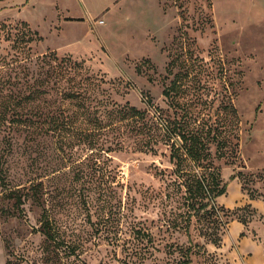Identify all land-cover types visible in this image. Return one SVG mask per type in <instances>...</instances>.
Instances as JSON below:
<instances>
[{
  "label": "rangeland",
  "instance_id": "374dc122",
  "mask_svg": "<svg viewBox=\"0 0 264 264\" xmlns=\"http://www.w3.org/2000/svg\"><path fill=\"white\" fill-rule=\"evenodd\" d=\"M48 52L99 80L101 128L52 82L37 85ZM122 106L143 119L108 125ZM181 117L213 132L232 120L223 155L204 138L226 183L221 225L186 205L184 171L200 168L175 169L162 129ZM262 195L264 0H0V264H177L187 247L188 264H236L242 238L259 264Z\"/></svg>",
  "mask_w": 264,
  "mask_h": 264
},
{
  "label": "trees",
  "instance_id": "16d2710c",
  "mask_svg": "<svg viewBox=\"0 0 264 264\" xmlns=\"http://www.w3.org/2000/svg\"><path fill=\"white\" fill-rule=\"evenodd\" d=\"M29 40V39H27ZM38 73L43 77L39 79L37 85L39 84H48L52 82L53 85H56L59 93L63 99L75 102L76 106L82 111H87L89 114H92L91 124L93 128L99 129L103 125L99 119L97 113L98 108L101 107L103 100H98L93 95L96 87L98 86L99 80L93 75H90L85 68H83L82 60H72L69 56L57 58L54 52H48L40 54L37 58ZM48 77V79H46ZM41 78V77H40ZM34 92H45V89L39 90L35 88L32 91ZM165 94L167 91H164ZM149 99H147L148 103ZM114 103H113V105ZM230 112L235 114L233 107H230ZM100 114V113H99ZM116 116H119L120 119L129 117L137 118L142 120L144 117V111H141L134 106H122L115 109H112L107 113V117L110 118L108 125L112 124L113 118L117 121ZM18 116H16L17 118ZM55 116L51 117L52 122L54 123ZM171 122V123H170ZM165 122L162 126L163 133L170 140V159L175 160V169H180L184 164L191 165L195 168H200V172L191 170L184 171L185 178L182 180L184 186V199L187 206L194 209V213L197 211L204 212L203 214H210L209 221L218 224H222L221 215H219V210L222 207L217 206L215 203V198L220 196L225 192L226 183H221L219 175L217 172L208 169V162L204 161L206 153L204 147V138L211 135L217 142V149L220 150V155H223L224 148L227 147L228 143V133L232 120L226 121L225 119L216 125V132L209 127H198L192 126V121H189L187 117H181L179 119H174L173 121ZM202 123V122H201ZM200 123V124H201ZM56 126V121L54 123ZM203 124V123H202ZM241 175L244 179V183L248 182L245 175L241 172L232 174L230 178L234 176ZM41 183H36L30 185V188H34L33 193L36 192L37 185ZM253 191L249 190L248 195L249 199H253ZM15 197V204L20 205L21 199L18 195L13 194ZM258 195V194H257ZM264 198V195H262ZM245 219L241 218L240 222L245 224ZM218 222V224H217ZM217 229V227H216ZM216 229H212L208 233L210 236V241L213 244H218L219 232H216ZM42 233L48 238H54V235L51 231V226L48 219H43L40 224V229ZM189 248H186L185 257L177 264H188V252Z\"/></svg>",
  "mask_w": 264,
  "mask_h": 264
},
{
  "label": "crops",
  "instance_id": "0c3cea01",
  "mask_svg": "<svg viewBox=\"0 0 264 264\" xmlns=\"http://www.w3.org/2000/svg\"><path fill=\"white\" fill-rule=\"evenodd\" d=\"M253 206L258 209V211H264V201H253ZM232 226H234L235 234L234 236H231V239H236V236L238 235V233H240L241 227L242 225L238 222L234 223ZM239 241V245H240V241H246L249 242L248 239L242 238ZM254 244V243H253ZM238 245V251H237V257L234 260L235 262H237L236 264H253V259L251 256V252L248 249H240ZM244 250V252H243ZM261 261L259 264H264V252H262V256L260 257Z\"/></svg>",
  "mask_w": 264,
  "mask_h": 264
}]
</instances>
